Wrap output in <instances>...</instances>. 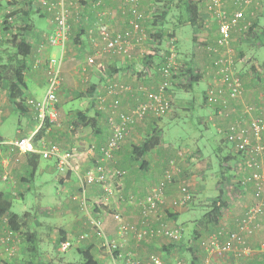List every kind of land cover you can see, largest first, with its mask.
<instances>
[{
  "label": "crops",
  "instance_id": "0c3cea01",
  "mask_svg": "<svg viewBox=\"0 0 264 264\" xmlns=\"http://www.w3.org/2000/svg\"><path fill=\"white\" fill-rule=\"evenodd\" d=\"M26 1L28 0L6 1L0 7V50L11 45V42L6 39V30L3 26V19L6 14L4 7H8L11 14H16L17 24L20 25L18 31H24L25 41L32 47L29 55L19 57L22 60L20 65H23L24 84H21L20 88L24 108L19 109L10 101L7 92L8 85H5L4 80L0 85V126L7 117L8 112L12 110L18 111L20 115L29 114L32 120L36 121L35 111L28 107L27 99H42L44 97L45 94H42V96L41 93L42 89L47 87V60L51 57L60 59L62 61V82L56 103L58 119L55 124L45 128L43 137L47 141L54 140L59 145L61 144L63 149L74 150L75 156L71 169L68 171L59 170L54 160H52L54 165L49 167V169L55 168L59 171V174L54 178L58 184V198L54 200L55 207L51 204L49 206L40 204L32 215L29 213L31 211L28 210L23 215L19 214L24 222L19 232L12 230L5 218L0 219V236L9 235L11 237L10 243L0 244V258H5L7 264H12L14 261L20 260L18 258L23 257L27 259V264H35V261L31 259L34 253L42 255L44 260H40L38 264H44L47 255L51 254V252L46 253V248L52 242H54L55 248L60 245L58 244L59 232L60 229H64L68 233L75 234L72 242L78 246V249L79 247L91 246L96 258L103 264H155L153 260L155 257H158L163 264H264V219L261 217L258 219L259 227L257 231L248 237L247 243L238 244L236 249L220 254L209 251L202 243L211 235H218L221 241L225 240L226 235L237 228L236 225L246 210L258 201L254 193L253 183L247 185L239 183V179L248 175L252 168H244L242 156L231 149L220 158L232 157L230 161L225 162L224 167L221 166L223 172L207 175L211 168L210 162L206 159V168L197 170L194 165L203 157L200 158L199 153L186 147L188 142L183 148L176 150L161 145L162 141L152 150L151 154L143 157L147 164L142 167V159L137 158V155L133 153V147L141 145L146 136L152 133L154 127L159 129L163 123L162 119L161 121H155L151 120L152 117H147L134 123L129 129L122 147L114 152L113 161L110 164L112 168L124 172L120 178L118 194L121 191L125 195L131 194L135 197L131 200L118 201L113 205L115 211L122 215L124 223L133 227L125 237H121L119 230L121 222L116 219L115 211L110 208V205H105L104 202V205H99L103 201L104 190L97 185L90 184L87 185L85 193H82L80 177L93 166L96 156L93 151L99 149L107 141L110 134L107 112L99 108L98 93L106 92L107 83H116L119 87H125L118 94L121 99L120 109L133 110L140 100L146 99L145 94L138 93L141 83L152 90L163 79L158 74H155L154 78L149 76L134 77L128 67L130 62L125 60L122 55L100 52L103 43L99 42L96 45L94 41L95 34L90 33V27L99 18L100 12L105 10L107 14L104 18L110 23L111 27L116 32H123L132 37L135 43L133 56H135V49L140 47L148 49L142 51L145 58L153 44L149 43L148 40L139 39V32L134 23H138L149 32V27L152 25V0H142L141 4L136 7L128 0H103V4L95 10H93L95 0H64L65 6L69 8L70 23L69 39L64 48L52 45L49 42V35L54 28L52 18L60 9L59 0H48L52 4V8L42 4L37 5V8L31 5H28V7ZM196 2L199 4V15L203 24L201 27L194 26L191 58L193 63H197L201 69L209 71V67L212 65V57L204 45L217 36V27L211 19L210 24H204L209 0H197ZM228 6L230 10L235 8L232 2H229ZM171 10L172 6L170 4L164 13V20L166 19L165 16H173L174 13ZM189 17L187 9V18L189 19ZM167 26L168 29H171L169 23ZM250 43L255 45L253 40L241 43V48L245 53V56L241 59L244 60L242 69L245 89L243 100L244 103L260 106V110L255 111L254 115H264V97L262 96L264 94V59L261 56L264 42L262 40L261 44L256 46L257 43L253 47ZM199 44L203 46H198ZM56 47L57 51H55ZM89 57L95 58L94 63L91 64L88 61ZM147 62L145 60L144 65L149 66V62ZM255 62L258 63L261 70L262 80L259 82L254 81L255 72L252 65ZM132 65L135 66L134 63ZM153 71H155L154 68ZM201 79L203 80V77ZM79 98L82 101L80 105L75 106L73 101ZM112 98V95L108 96V101L111 102ZM242 107L243 104L237 106L238 109ZM211 108L210 120H214L219 129H226L237 115L242 114L238 110L237 113H231L229 117H223L218 114V109L213 106ZM79 113L82 117H79ZM65 120H70V128L67 127V124L66 127L64 126ZM33 121L28 127L30 135L38 128H33ZM0 135L3 137L1 130ZM17 139L8 140V143H12ZM3 141H5L4 137L0 143H3ZM16 150L11 151L10 146L0 149L2 170H8L12 167L11 163H15V161L11 162V157H15V160L18 158L23 170L29 169V161L35 163L33 156L38 155L34 173L31 175L32 171H30V177H20L19 180L14 181V184L18 181L27 182L34 179L42 156L39 153ZM262 159V171L264 173V156ZM172 161H174L173 164H171ZM190 165H192L191 168ZM168 169L174 172L172 180L166 178ZM213 174L216 177L217 175L223 176L224 182L223 180L220 181L218 186L223 187L220 195L224 200V206L218 219L210 222L207 213L212 209L202 215V218H195V214L193 216H190V214L194 212L193 207L197 205L196 202L191 200L182 204L179 202V198L184 195V189L191 193L192 191H206L210 184V180L207 178ZM6 177L7 175H5ZM225 179L234 182V189L227 188L228 185H226ZM163 181L166 183L164 202L160 204L159 212L151 213L152 216L150 215L151 217H149L146 224H143L144 215L141 202L157 184ZM234 192L236 195H233ZM14 193L17 196L24 197L25 195V191ZM4 196L12 201L5 194ZM114 197H112L113 202L116 200H114ZM211 198L215 200V197ZM158 213L159 217L156 216ZM91 214H99L103 218V228L107 236L112 240L119 241L117 252L119 251L120 258L117 260L113 259L112 262L110 259L112 256L106 247L102 246V240L91 226ZM42 216L45 219L55 216L57 221L50 224L42 220ZM29 230L36 234L33 243L25 240L24 232ZM169 231L179 233V237L170 236V234H167ZM139 232L143 233V239H138ZM85 233H87V236L80 239L81 235ZM186 250L190 251L191 260L185 256Z\"/></svg>",
  "mask_w": 264,
  "mask_h": 264
},
{
  "label": "built area",
  "instance_id": "2783aa9c",
  "mask_svg": "<svg viewBox=\"0 0 264 264\" xmlns=\"http://www.w3.org/2000/svg\"><path fill=\"white\" fill-rule=\"evenodd\" d=\"M6 1L12 0H0V7ZM128 1L135 7L141 3V0ZM154 2L155 0H152V25L149 27V32L138 23H134L139 32V39L148 40L149 43L153 44L146 55V58L149 59V66L142 64L135 70L134 65H132L135 58L133 56L135 43L131 36L123 32H116L111 27L104 18L107 14L105 10L100 12L99 18L90 27V33L95 34L96 45L99 42L103 43L100 52L122 55L125 60L130 62L128 67L134 77L139 78L142 74L154 78L155 74H158L163 79L152 90L143 84L139 86L138 93L145 94L146 99L140 100L133 110L120 109L121 99L118 94L125 87H119L116 83H107L106 92L98 93L99 108L107 112L110 134L107 141L99 149L93 151L96 155L93 166L80 177L82 193H85L87 185L94 184L100 187L104 190V197L101 204L99 203L100 206L104 203L108 204V200H111L114 194H118L120 178L124 172L112 168L110 164L113 161L114 152L122 147L131 126L147 117L159 118L167 113L174 99L172 88L180 82L188 83L192 76L200 74L207 82L205 100L209 105L218 109V114L229 117L231 113H237L238 110L242 113L237 115L224 129L226 131L225 136L229 142L234 144L233 151L242 156L244 168H252L248 175L239 179V183L241 185L253 183L254 193L258 200L246 210L243 217L238 221L237 228L230 231L225 240L221 241L218 235H211L210 238L202 241L203 246L209 251L220 254L226 253L231 249H236L238 244L247 243L248 237L252 236L259 227V217L264 219V173L262 171L264 115H254L255 111L260 110L259 105L244 103L245 89L241 67V43L251 40L249 35L258 16L264 13V3L263 0H209L204 24H210V19L216 23L217 36L204 45L212 57V65L209 67V71H205L199 69L195 63L191 62L188 65L187 62L179 59L177 38L173 31L168 29L162 33L161 29L165 27L164 19L161 16L162 11H159ZM229 2L235 6L234 10L229 9ZM58 3L60 9L52 18L54 28L49 35V42L64 48L70 33L69 8L65 6L64 0H59ZM39 4L47 5L48 8L53 7L48 0L26 1V6L31 5L37 8ZM102 4L103 0H95L93 10ZM4 9L6 14L3 19V26L6 30V39L9 40L13 34L18 33L19 25L15 17L16 14H11L8 7H4ZM160 35L161 37H159ZM156 36L158 37L156 38ZM258 42L259 40L255 41V44ZM88 61L92 64L95 58L89 57ZM152 66L155 71H153ZM185 70L189 72L183 74ZM47 72L48 80L44 97L42 99H27L28 107L35 111V119L39 123L38 128L29 136L3 145L16 148L21 152L39 153L46 159L55 160L59 170L68 171L71 169L75 156L74 150L63 149L58 143L47 141L43 136L37 138L43 128L55 124L58 119L56 103L62 82V61L54 57L49 58L47 60ZM111 95L113 98L109 102L108 96ZM262 96L264 97V94ZM240 104H243V107L238 109L237 106ZM173 163L174 161L171 162V164ZM171 169L166 171L168 180L173 179L174 172ZM165 184L164 181L157 184L141 202L144 215L143 224H146L153 213L159 212V206L165 199ZM191 200L192 193L184 189V195L179 198V202L185 204ZM156 216L159 217V213ZM115 217L121 222L119 225L121 237H125L133 227L124 223L120 213H115ZM6 221H8L7 218ZM90 222L102 240V246L106 247L109 254L114 258V251L119 248V241L112 240L107 236L103 228V218L99 214H91ZM167 234L175 238L179 237V233L174 231H169ZM86 236L87 233L82 234L80 239ZM138 239H143V233H138ZM10 240L9 235L0 236V244L2 245L8 244ZM72 245L73 242L70 240L60 243L62 249H67ZM153 260L155 264H163L158 257Z\"/></svg>",
  "mask_w": 264,
  "mask_h": 264
},
{
  "label": "rangeland",
  "instance_id": "374dc122",
  "mask_svg": "<svg viewBox=\"0 0 264 264\" xmlns=\"http://www.w3.org/2000/svg\"><path fill=\"white\" fill-rule=\"evenodd\" d=\"M188 1L195 2L197 0H155L154 5L158 7L159 11H166V9H168V6L171 4L172 6L171 11L174 14L172 17L165 16V18L167 19L164 20L165 28L168 29L167 24L169 23L171 29L169 28L168 30L171 31L173 29L172 31L175 33L178 43L177 51L179 52L178 53L179 59L181 61H185V62L191 61L193 63L191 58V52H192L191 50L193 49L192 44L194 39L193 37L194 27L190 23H188L187 10H186ZM259 16H260V18H258L260 24L259 27L263 31L264 13ZM263 42H264V38H263ZM261 43L262 41L258 42V44L255 45L258 46ZM250 44L251 47L255 46L253 45V43ZM198 46H203V45L199 44ZM145 50L148 49H146V47L145 48L140 47L138 49H135L134 51L135 70L138 67H140V65L144 64L143 61L144 56L142 54V51ZM55 51H57V47ZM0 54L9 64V68H8L9 75L11 76L14 75V71L16 67L22 63L21 58H17L14 55V51L9 45L6 46L5 48H2L0 50ZM261 56L264 59V49L261 51ZM195 64L197 65V63ZM243 65H244V60L241 63L242 69H243ZM197 66L199 69H201L199 65ZM140 77H143V75L140 74L139 78ZM5 85H9L8 80L5 81ZM206 88H207V82L204 79L195 82L193 88H189L188 83L186 82L183 83L180 82L176 84L175 87L172 88L174 99L171 108L168 110L167 113H165L161 117L159 118L152 117L151 120H155V121H161V119L163 120L161 127L159 129L158 128L156 129L161 137V141H162L161 145H164L166 147L168 146L177 150L179 148H183L184 145L187 144L188 142L186 147H189L190 149L195 150L196 153H199L200 158L203 157L202 159H208L211 167V168L209 167L210 168L209 172H207L208 175L210 173H217V172L220 173L221 171L223 172L221 168L222 159L220 158L222 155H225L229 151H231V149H233L234 144L227 140L225 136L226 131L224 129H219L216 122L214 120H210L211 118L210 115H212V108L206 102L204 97ZM45 92H46V87L45 89H42L41 95L42 94L44 95ZM81 101L82 99L80 98L76 99L75 101H73V104H75V106L80 105ZM33 120L29 116V114L20 115L18 111H13V110L11 112H8L7 117L0 126L1 133L5 140L3 141L2 144H0V149L5 147V145L3 144H7L9 142L8 140L17 139L24 135L29 136L30 131L28 127ZM65 121L66 122L64 123V126L66 127L67 124V127L70 128L71 126L70 120H65ZM38 124H39L38 120L36 121L34 120L32 123L33 128H36ZM10 150L14 151L16 149L14 148L11 149L10 147ZM6 156L11 157L8 155ZM1 158L2 157L0 156V162H1ZM11 159L9 160H11V162L15 161V163H11L12 167H10L8 170L5 171L2 170L0 163V192H4V194L12 200L11 201L13 204L11 209L12 212L23 215L28 210L31 211L29 213L32 215L33 213H35V210L38 209V206L40 204L47 206L51 204V206L55 207L56 204H54L55 203L54 200L58 198L57 195L58 184L55 182L54 178L59 174V171L55 168L49 169V167H52L54 165L55 160L52 161L53 159L49 160L41 157L39 160V166L37 169L38 171L36 177L27 182L18 181V183L14 184V181L19 180L20 177L23 176L30 177L31 170L30 168L23 170L20 161L15 160L16 159L15 157H11ZM191 167L192 165H190V168ZM5 175H7L6 178ZM207 179L210 180V184L206 189V191L204 192L192 191V195H193L192 200L195 201L197 205H195L194 207L192 206L194 212L190 214V216H193V214H195L196 216L195 218H202V215H205L206 212L212 209L214 203L213 201L215 200H213L211 197L213 198L215 197L214 199H217L220 196L223 189V187L218 186L219 182L223 180V176L221 177L220 175H217L216 177L213 174V175H209ZM225 182H227V184L225 183L226 185H228L227 188L234 189L233 181L225 179ZM18 191L19 192L25 191L24 197L15 195L14 192H18ZM233 195H236V193L234 192ZM114 196H115L114 200L116 199L115 202H113V199L111 198V200H108V204H105L107 206L110 205V208L114 211H115L113 206L114 203L121 200H131L132 198H135L131 196V194L125 195L121 191L119 194H114ZM115 213H119V212L115 211ZM41 218L42 220L47 221L50 224L53 223V221L54 222L57 221V218L55 216L46 219L45 217L42 216ZM59 239H58V244H60ZM73 245L67 249H62L60 245H58L55 248L54 242H52L51 245L48 248H46V253L51 252V254L47 255L44 264L46 263L66 264L69 262L80 264L81 254L79 253L78 246L77 245L73 246ZM117 250L118 249L114 251V258L110 257L112 262L114 261L113 259L117 260L118 258H120L119 251L117 252ZM185 256H187L190 260L192 259L190 251L188 250L185 251ZM18 259L20 260L14 261L12 264H27L26 258L21 257ZM31 259H33L36 262L35 264H38L40 260L41 261L44 260L42 255L40 254L37 255L34 253L31 256ZM5 261H6L5 258H0V264H7Z\"/></svg>",
  "mask_w": 264,
  "mask_h": 264
},
{
  "label": "trees",
  "instance_id": "16d2710c",
  "mask_svg": "<svg viewBox=\"0 0 264 264\" xmlns=\"http://www.w3.org/2000/svg\"><path fill=\"white\" fill-rule=\"evenodd\" d=\"M187 9L189 12V19H188V23H190L193 27H201L203 24V21L200 17V12H199V4L195 1H188L187 4ZM186 9V10H187ZM164 13L165 11H162L161 16L164 19ZM165 24V21H164ZM259 20L256 19V21L254 22V27L249 35V38L251 40H253L254 42L259 40L260 42L263 40L264 38V29L262 31V29L259 27ZM217 27V25H216ZM260 29H259V28ZM162 33L166 32L167 29L164 27L161 29ZM174 33V32H173ZM175 34V33H174ZM158 36H156L157 38ZM161 37V35L159 36ZM9 42H11V48L14 51V55L19 58V57H26L27 55H29L32 51V47L31 45L25 41V34L24 31H18V33L13 34L12 37L7 40ZM244 50L241 49V57H244ZM149 57V55H148ZM146 58V55H145ZM143 59V61L146 60V62H149V59ZM147 62V63H148ZM188 65H190L191 61H187ZM253 70H254V81L259 82L260 80H262L261 78V70L259 69L258 63H253L252 65ZM8 68H9V64L7 61H5V59L3 58V56L0 54V85L5 81H9V85H8V95H9V99L12 103H14L16 105L17 108L19 109H23L24 105H22L23 103V97H22V91L20 88L21 84H24V80H23V74H22V70H23V65H19L16 67L15 71H14V75H9L8 73ZM185 72H189V71H184L183 74H185ZM201 80V75H196V76H192V79L188 82V87L189 88H193V85L195 82H198ZM264 80V77H263ZM264 83V81H263ZM85 116V115H84ZM79 117L81 116V113H79ZM85 120V119H84ZM157 128L154 127L152 130V133L148 134L144 140V142L141 145H135L133 147V153L135 155H137V158L142 159V163L141 166H146L147 161L143 158L145 155H149L152 153V150L157 147L159 145V143L161 142V137L159 135V132L156 130ZM45 131V128H43L39 135L37 136V138L41 137L43 135ZM2 136L0 135V141L2 140ZM35 158V163H33V161H29L30 162V168H31V175L34 173V171L36 170V164L37 161L36 159H38V155H34L33 156ZM232 159V157H225L224 159H222L221 162V166L224 167L225 166V162L230 161ZM206 159H202L201 161L197 162L194 166L197 170H204L206 168ZM213 208L212 211L207 213V218L210 220V222L216 221L220 215V211L224 206V200L221 198V195L215 199V201H213ZM12 202L9 201L8 199L5 198L3 192H0V219L7 216L8 217V222L9 225L11 227L12 230L14 231H21L20 229L23 227L24 222L22 221L23 219L21 218V216L15 212H12ZM33 230V229H32ZM60 239L59 242H64L67 240L72 241L75 238V234L74 233H68L67 231H65L64 229H60ZM24 235L26 236V241L29 243H33L35 240V236L36 234L34 232H31V230H29L28 232H24ZM79 253L81 254V263L80 264H103L99 259L96 258L92 247L91 246H84V247H79ZM36 263V262H35ZM66 264H76L73 262H69Z\"/></svg>",
  "mask_w": 264,
  "mask_h": 264
}]
</instances>
